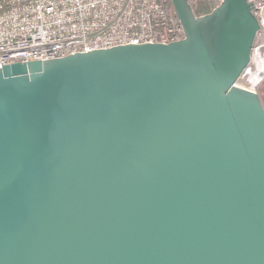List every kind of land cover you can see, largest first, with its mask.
<instances>
[{
  "label": "water",
  "instance_id": "water-1",
  "mask_svg": "<svg viewBox=\"0 0 264 264\" xmlns=\"http://www.w3.org/2000/svg\"><path fill=\"white\" fill-rule=\"evenodd\" d=\"M173 3L184 39L0 66V264H264L253 2Z\"/></svg>",
  "mask_w": 264,
  "mask_h": 264
},
{
  "label": "built area",
  "instance_id": "built-area-1",
  "mask_svg": "<svg viewBox=\"0 0 264 264\" xmlns=\"http://www.w3.org/2000/svg\"><path fill=\"white\" fill-rule=\"evenodd\" d=\"M221 2L206 0V10L194 8L195 13H209ZM248 2H253L260 27L236 85L259 93L264 80V0ZM185 37L173 0H0V66Z\"/></svg>",
  "mask_w": 264,
  "mask_h": 264
},
{
  "label": "rangeland",
  "instance_id": "rangeland-1",
  "mask_svg": "<svg viewBox=\"0 0 264 264\" xmlns=\"http://www.w3.org/2000/svg\"><path fill=\"white\" fill-rule=\"evenodd\" d=\"M190 1L193 4L195 10L201 12V10H199L201 7H204V9L206 10V0H190ZM259 91H260L259 93H260V95L263 99V102H264V80H262Z\"/></svg>",
  "mask_w": 264,
  "mask_h": 264
},
{
  "label": "trees",
  "instance_id": "trees-1",
  "mask_svg": "<svg viewBox=\"0 0 264 264\" xmlns=\"http://www.w3.org/2000/svg\"><path fill=\"white\" fill-rule=\"evenodd\" d=\"M199 10L204 11L205 9L204 7H201ZM197 12H200V11H197Z\"/></svg>",
  "mask_w": 264,
  "mask_h": 264
}]
</instances>
